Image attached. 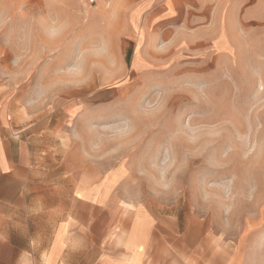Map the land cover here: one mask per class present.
<instances>
[{
	"label": "rangeland",
	"instance_id": "374dc122",
	"mask_svg": "<svg viewBox=\"0 0 264 264\" xmlns=\"http://www.w3.org/2000/svg\"><path fill=\"white\" fill-rule=\"evenodd\" d=\"M145 1L40 0L32 29L0 13V116L57 197L106 204L70 207L98 257L264 264V17L230 0L190 22L194 0H169L159 24Z\"/></svg>",
	"mask_w": 264,
	"mask_h": 264
},
{
	"label": "crops",
	"instance_id": "0c3cea01",
	"mask_svg": "<svg viewBox=\"0 0 264 264\" xmlns=\"http://www.w3.org/2000/svg\"><path fill=\"white\" fill-rule=\"evenodd\" d=\"M39 2L3 0L0 2V13L2 18L12 16L15 29H32L35 7ZM146 2L150 14L159 24L174 19L168 10L169 0ZM229 2L194 0L193 4L200 14L196 17L191 15L188 20L209 22L212 12L213 20H217L216 15ZM111 3L116 18L126 7L129 10L135 6V0H111ZM184 4L183 0H172L176 9ZM238 4L246 9L247 15H258L259 19L264 17V0H241ZM5 28V25L0 26V29ZM35 141L34 135L16 130L10 119L0 116V264H135V258L122 263L117 256L103 259L96 255L104 253L103 247L89 246L88 232L82 229V223L86 226L88 221L87 213L73 214L70 207L74 201L84 211L90 206L96 213L106 204L99 196L95 195L96 199L87 197L85 188H80L78 196L73 199L71 192L68 197H57L54 182L39 180L40 156L35 149ZM72 215L78 219L79 225L73 224ZM261 243L256 242V247H261ZM142 261L143 257L140 264Z\"/></svg>",
	"mask_w": 264,
	"mask_h": 264
},
{
	"label": "built area",
	"instance_id": "2783aa9c",
	"mask_svg": "<svg viewBox=\"0 0 264 264\" xmlns=\"http://www.w3.org/2000/svg\"><path fill=\"white\" fill-rule=\"evenodd\" d=\"M84 5H89L91 7H97L101 3H107L109 0H77Z\"/></svg>",
	"mask_w": 264,
	"mask_h": 264
}]
</instances>
